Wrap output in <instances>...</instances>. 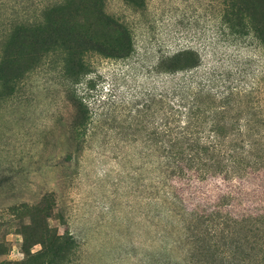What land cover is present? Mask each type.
Wrapping results in <instances>:
<instances>
[{"label": "rangeland", "instance_id": "obj_1", "mask_svg": "<svg viewBox=\"0 0 264 264\" xmlns=\"http://www.w3.org/2000/svg\"><path fill=\"white\" fill-rule=\"evenodd\" d=\"M172 77L239 168L166 176ZM0 264H264V0H0Z\"/></svg>", "mask_w": 264, "mask_h": 264}, {"label": "trees", "instance_id": "obj_2", "mask_svg": "<svg viewBox=\"0 0 264 264\" xmlns=\"http://www.w3.org/2000/svg\"><path fill=\"white\" fill-rule=\"evenodd\" d=\"M184 53L191 54L192 52H184L183 50L179 54ZM197 65L195 67H198ZM208 76H211L210 71H206L204 79H201L210 81ZM185 79L172 77L165 81L171 82V92L179 97V102L169 106L168 114H166L165 128L162 131V134L166 137L165 153L162 154L164 173H166L168 178L176 176L178 178L184 176L191 177L193 176L191 172H195L197 177L205 176L213 166L212 160L215 152L216 157L217 155L221 157L222 162H225L227 159L231 168L236 170L240 167V162L243 160V158L239 159V154L240 152L242 153L244 146H241L239 143L227 144L220 131L211 128L207 130L205 128L203 123L206 121L205 118H201L200 116V104L197 96L203 91L209 92V86L205 82L197 81L195 84L199 86V90L196 94H192L191 86L186 84L187 81ZM84 107V112L87 115L89 108L86 105ZM179 117L182 118L178 119ZM218 137L222 139V142ZM229 163L227 162L226 165ZM189 170L191 171L190 173H188ZM170 187L176 197L175 206L179 210V204H184L185 200L179 195V192L175 191L176 188L174 186ZM185 214V218H182L183 223H185L183 229H187L188 231L191 224H194L196 221L199 222L200 218L205 216L194 210ZM185 236L191 240L193 235L186 232Z\"/></svg>", "mask_w": 264, "mask_h": 264}]
</instances>
